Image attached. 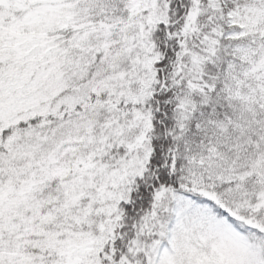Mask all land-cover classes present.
Instances as JSON below:
<instances>
[{"label":"snow or ice","instance_id":"1","mask_svg":"<svg viewBox=\"0 0 264 264\" xmlns=\"http://www.w3.org/2000/svg\"><path fill=\"white\" fill-rule=\"evenodd\" d=\"M0 264H264V0H0Z\"/></svg>","mask_w":264,"mask_h":264}]
</instances>
